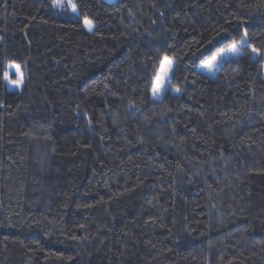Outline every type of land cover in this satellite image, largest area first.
<instances>
[{"label": "trees", "instance_id": "obj_1", "mask_svg": "<svg viewBox=\"0 0 264 264\" xmlns=\"http://www.w3.org/2000/svg\"><path fill=\"white\" fill-rule=\"evenodd\" d=\"M263 67L264 0H0V264H264Z\"/></svg>", "mask_w": 264, "mask_h": 264}, {"label": "snow or ice", "instance_id": "obj_2", "mask_svg": "<svg viewBox=\"0 0 264 264\" xmlns=\"http://www.w3.org/2000/svg\"><path fill=\"white\" fill-rule=\"evenodd\" d=\"M62 2L63 0H53V7L62 6ZM71 7L73 12L77 11L75 4H71ZM85 26L88 28L89 31L92 30V22L90 20L85 19ZM246 37L247 34H245V37L241 38V40L234 41L228 49L222 50L219 55H223L224 52H229L232 53L233 55H240V51H239L240 47H243L248 43ZM252 52H253V57H252L253 59H255L256 56H260L262 54L260 49L254 47L252 48ZM217 59H218L217 56H213L211 60L204 61V67L212 70L217 63ZM175 65H176V61L170 59L167 55L161 57L158 69L155 75L151 79L152 82L151 91L154 98H158L164 86L171 82L175 70ZM5 79H8L7 73L5 74ZM15 83L19 84L20 82L17 81ZM175 91L179 92L180 89L177 88L175 89Z\"/></svg>", "mask_w": 264, "mask_h": 264}, {"label": "rangeland", "instance_id": "obj_3", "mask_svg": "<svg viewBox=\"0 0 264 264\" xmlns=\"http://www.w3.org/2000/svg\"><path fill=\"white\" fill-rule=\"evenodd\" d=\"M243 37H245V36H243ZM243 37H242V38H243ZM240 40H241V39H240ZM229 47H230V46H229ZM229 47L224 48V49H222V50H226V49H228ZM222 50H220V51L214 53L212 56H210V57H208V58L206 59V60H211L213 56H217V57H218V59H217V63H216L215 67H214L212 70H210V69L204 67V61H206V60H204V61H202V62H199V63L197 64V67H196L197 70H198L199 72H201L202 74L208 76V77H213V76H215V74H216V72H217L219 66L222 64L223 61H225V60H227V59H232V58H235V57L238 56V55H233L232 53H229V52H224L223 55H219V54L221 53ZM205 51H206V50H205ZM239 51H240V54H241V47H240ZM169 58H170V57H169ZM170 59H172V58H170ZM172 60H173V59H172ZM6 73H7V75H8V79H6L8 89H10V90H12V91H18L19 88H20V85H21V81H22V78H21V71H20V69H18V66L14 65V64H9V65L7 66V69H6ZM263 78H264V67H263ZM17 81L20 82V83H19V84L15 83V82H17ZM166 85H167V84H166ZM166 85H165L164 88L162 89V91H161V93L159 94L158 98H154V97H153V95H152V91H151L152 86H151V88H150V97H151V99H154V100L160 99L161 96H162V94H163V92H164V90H165V88H166Z\"/></svg>", "mask_w": 264, "mask_h": 264}]
</instances>
